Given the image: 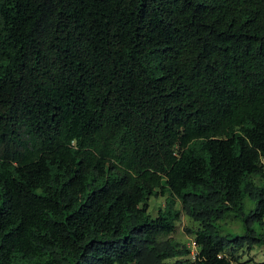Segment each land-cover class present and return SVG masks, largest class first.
I'll return each mask as SVG.
<instances>
[{"label": "trees", "instance_id": "trees-1", "mask_svg": "<svg viewBox=\"0 0 264 264\" xmlns=\"http://www.w3.org/2000/svg\"><path fill=\"white\" fill-rule=\"evenodd\" d=\"M255 245L264 0H0V264H232Z\"/></svg>", "mask_w": 264, "mask_h": 264}, {"label": "rangeland", "instance_id": "rangeland-1", "mask_svg": "<svg viewBox=\"0 0 264 264\" xmlns=\"http://www.w3.org/2000/svg\"><path fill=\"white\" fill-rule=\"evenodd\" d=\"M167 196H153L149 198V213L155 217L161 207L166 204ZM180 206V203L177 202ZM232 223H226L224 226L227 229L241 232V224L235 220ZM196 224L185 214H182V218L178 223V229L174 233V237L181 241H187L190 243L192 238L187 234L186 227H194ZM237 259L233 260L232 264H264V246L255 245L253 247L245 246L243 249H239L236 253Z\"/></svg>", "mask_w": 264, "mask_h": 264}, {"label": "clouds", "instance_id": "clouds-1", "mask_svg": "<svg viewBox=\"0 0 264 264\" xmlns=\"http://www.w3.org/2000/svg\"><path fill=\"white\" fill-rule=\"evenodd\" d=\"M194 241H192L191 240V242H190V245L192 246V253H193V255H195V253H196V251H197V247H196V243H195V252H193V245H192V243H193Z\"/></svg>", "mask_w": 264, "mask_h": 264}, {"label": "built area", "instance_id": "built-area-1", "mask_svg": "<svg viewBox=\"0 0 264 264\" xmlns=\"http://www.w3.org/2000/svg\"><path fill=\"white\" fill-rule=\"evenodd\" d=\"M192 245H193V252H195V249H196L195 248V242H193Z\"/></svg>", "mask_w": 264, "mask_h": 264}]
</instances>
